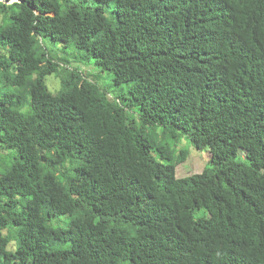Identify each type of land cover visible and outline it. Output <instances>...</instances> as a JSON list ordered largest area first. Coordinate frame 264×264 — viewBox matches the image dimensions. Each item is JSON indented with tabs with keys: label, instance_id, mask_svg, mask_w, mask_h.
Listing matches in <instances>:
<instances>
[{
	"label": "trees",
	"instance_id": "trees-1",
	"mask_svg": "<svg viewBox=\"0 0 264 264\" xmlns=\"http://www.w3.org/2000/svg\"><path fill=\"white\" fill-rule=\"evenodd\" d=\"M195 2L0 0V264H264V0Z\"/></svg>",
	"mask_w": 264,
	"mask_h": 264
},
{
	"label": "rangeland",
	"instance_id": "rangeland-1",
	"mask_svg": "<svg viewBox=\"0 0 264 264\" xmlns=\"http://www.w3.org/2000/svg\"><path fill=\"white\" fill-rule=\"evenodd\" d=\"M70 50H71L70 48H63L62 47L61 49H59L55 53L60 59L63 60L62 61L63 63L60 66L59 72H57V73H55L53 75H49L46 78L48 88L53 93H57V92L60 91L61 85H62L61 84V77L64 75V72L63 71L64 70H67V67L66 66H68L69 62H72V60H71L72 54H71ZM73 64L76 65V66H79V67H82L83 66L82 64H80L78 62H73ZM106 74L109 76L108 73H106ZM55 78H57L59 81H58V83H56V86H53L52 82H53V80ZM109 79H110V76H109ZM179 146L186 147L185 144H182V143H180L178 145V148H179ZM189 150H190V153H189V157L187 158V161L183 163V166H182V163L177 166V174L179 176L187 175L188 173L193 172V168L195 170L197 167H200V168H203L204 167V164L202 163V160L199 159V156L203 157L202 153L203 154H206V151H204V152L201 153V152L194 151L193 148H191V149L189 148ZM193 164H194V167H193ZM64 218L66 220H68V221L70 220L68 217H64Z\"/></svg>",
	"mask_w": 264,
	"mask_h": 264
},
{
	"label": "clouds",
	"instance_id": "clouds-1",
	"mask_svg": "<svg viewBox=\"0 0 264 264\" xmlns=\"http://www.w3.org/2000/svg\"><path fill=\"white\" fill-rule=\"evenodd\" d=\"M156 1L159 2L163 6V8H166V9H175V10H179V11L185 10L182 13L187 15V16H190L192 14L193 15L196 14V12L198 10V6H197L195 0H156ZM60 44L54 45L53 52L62 48V46H61L62 44L61 45ZM73 62H78V63L82 64L84 66V68H86V65H84L83 63H81L80 61H77L75 59L68 65V67L70 66L71 68H77L78 66L74 65ZM204 151H206V154H203L202 151H199V152L202 153L203 159L205 160L206 163H208L210 158H211V153L208 150H204ZM189 153H190V150H189ZM11 155L16 156L17 151H12ZM15 160L13 162H15ZM186 161H184V162H186ZM184 162H182V166H183ZM194 164H193V167H194ZM203 168L197 167L195 170L193 168V172H191V173L192 174L193 173H199L203 170ZM191 173H188L187 175H189ZM187 175H183V176H187ZM183 176H181V177H183Z\"/></svg>",
	"mask_w": 264,
	"mask_h": 264
}]
</instances>
